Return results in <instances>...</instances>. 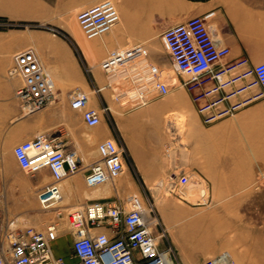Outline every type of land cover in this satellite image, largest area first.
I'll return each mask as SVG.
<instances>
[{
    "label": "crops",
    "instance_id": "1",
    "mask_svg": "<svg viewBox=\"0 0 264 264\" xmlns=\"http://www.w3.org/2000/svg\"><path fill=\"white\" fill-rule=\"evenodd\" d=\"M99 1L0 0V15L33 17L48 22L53 15L67 14ZM114 2L121 19L105 36L108 48L109 44L142 46L145 52L138 66L135 64L129 69H138L137 79L159 77L173 89L164 100L153 95L150 102L140 103L124 77L102 85L110 77L100 74L97 63L103 49L107 48L100 39L87 41L78 29L62 23L61 27L75 38L77 49L92 72L91 77L85 72L76 47L69 41L35 39L33 43L44 65L51 69L54 80L60 85L59 93L65 92L70 99L74 87H93L92 92L106 90L99 97L101 103L93 95L90 99L93 106L102 110L104 122L96 126L90 137L78 133L76 144L66 149L76 150L88 164L98 158L99 142L112 137L125 147L126 177L133 179L139 189L148 191L156 185H164L161 182L164 178L178 181L181 174L196 177L198 184L207 185V200L192 202L190 208L218 207L230 211L225 216L217 215L218 233L211 237L204 211L192 214L188 208L183 211L178 208L179 212L168 210L171 220L181 218L177 225V242L172 234L170 240L180 264H200L228 251L226 249L232 250L238 264H264V184L257 180L264 175V93L253 71L256 64L264 61V0ZM10 3L15 8L8 7ZM194 15L204 16L214 38L230 51L213 65L199 84L190 88L184 85L188 75L175 70L162 32ZM26 44L21 29L0 28V143L4 137L11 159L15 157L13 145L57 122L40 110L27 116L16 97L22 80L9 77L7 71L14 54ZM216 74H220L219 78ZM110 97L114 101L113 108ZM70 107L68 100L62 122L85 123L82 112L70 114ZM205 112L215 114V118L205 122ZM168 115L173 117L170 119ZM87 149L90 152L87 153ZM38 176L41 184L52 179L48 168ZM99 186L88 187L83 171L68 176L60 182V203L65 209H73L97 198L113 200L111 185ZM182 212L187 214L182 215ZM53 249L68 262L77 260L67 237L60 236Z\"/></svg>",
    "mask_w": 264,
    "mask_h": 264
},
{
    "label": "built area",
    "instance_id": "2",
    "mask_svg": "<svg viewBox=\"0 0 264 264\" xmlns=\"http://www.w3.org/2000/svg\"><path fill=\"white\" fill-rule=\"evenodd\" d=\"M76 18L88 39H102L121 19L114 0H100L85 7ZM162 38L175 70L188 75L184 85L190 88L199 84L202 77L212 71L213 65L230 51L228 46H222L214 38L201 15L188 17L166 28ZM138 52L143 54L145 50L142 46L109 50L102 66L107 73H112L120 59ZM253 71L264 93V61L256 64ZM137 73L132 74L133 80ZM7 74L22 80L16 89V97L26 114L55 100L58 90L54 77L34 47L17 51ZM219 75L215 76L219 78ZM135 79L134 90L142 103L153 95L169 93V84L159 77ZM70 105L82 112L87 126L95 127L102 121L101 109L90 105L87 92H73ZM205 113V122L215 118V114ZM97 149L98 158L85 164L76 150H67L63 141L41 133L17 144L14 156L20 167L29 173H37L44 168L50 170L52 179L37 191L41 207L49 209L60 206V182L68 176L85 172L88 187H96L121 176L125 170V147L109 137L99 142ZM171 180L172 184L176 183L175 178ZM189 181L188 175L181 174L177 182L186 186ZM68 217L76 261L68 262L64 256L54 252L53 244L60 235L57 223L49 224L42 231L34 226H19L15 220L7 219L0 232V264H180L173 246L165 241L167 229L161 226L153 205L148 208L136 205L128 209L121 201L97 198L73 208ZM93 229L100 230L95 233ZM200 264L238 263L231 252L223 251Z\"/></svg>",
    "mask_w": 264,
    "mask_h": 264
},
{
    "label": "rangeland",
    "instance_id": "3",
    "mask_svg": "<svg viewBox=\"0 0 264 264\" xmlns=\"http://www.w3.org/2000/svg\"><path fill=\"white\" fill-rule=\"evenodd\" d=\"M9 5L8 7H10L11 9L14 7L13 4H11L12 6ZM83 8L84 7L75 9L67 14L53 15L51 16V19L48 22L36 20L33 17H26V16L10 17L8 15H0V28L21 29L26 36L27 44L25 48L34 47L36 49L37 47L33 43L35 39H37L38 41L39 39L47 40V41H54V40L56 41L59 38H63L69 41L70 43H72V45H74V47H76L77 49V42L75 38L70 34L68 30L62 28L61 24L67 22L68 25L72 26L71 28L78 29L80 32L79 34L85 40L87 41L91 40L85 36L76 18L77 13ZM70 16L73 17V20L70 19ZM71 22H74V24ZM129 48H132L130 44L120 45V46L109 44V50H114V49L124 50ZM109 50L105 51L103 49L104 53L102 54V56H100V60H98L97 63L98 69L100 70V74L103 76L109 75L110 77V79L104 82L102 85H105L110 81L114 82L116 80H120L121 78L124 77L126 78L124 81L128 82V85L130 84V86L134 89L135 87L134 80H136L135 78L138 77L137 76L138 74L134 76V80L132 78V74L138 71V69L137 68L129 69V67H132L135 64L137 65V63H139L138 60L141 58L140 56L143 54L138 52L133 55L132 54L125 55L122 59L119 60L117 69L112 73H107L103 68L102 63L108 58ZM76 53L81 61L83 68L85 69V72L89 74V76L91 77L90 74L92 71L89 70L90 66L86 63L85 57L79 51V49H77ZM126 70H129V72H126ZM145 78H149V76L148 77L146 76ZM55 81H56V87L60 86L56 79ZM172 89L173 86L170 84V90L172 91ZM76 90H83L87 92V94L90 96V99L91 96L93 95L95 99L98 100L99 102L101 101L99 97L102 95L103 92L106 91L104 90L100 92H92L94 90L93 87L87 88L85 86L84 87L79 86V87H74L72 93L75 92ZM64 93L60 94L58 91L55 100L49 103L48 105H46L45 107H43L42 109H40L41 112L48 113L49 116L57 120V122H55L54 125L50 126V128L48 129L39 130L38 132H36V134L27 136V139L34 138L38 134L43 133L50 137H55L57 138V140L63 141L66 148L76 144L78 140L77 137L78 133L85 134L89 137L92 136L96 126L90 127L87 126L85 123L76 125L72 121H68V120L62 122V116L65 113V107L68 105V100L70 102V99H68ZM166 98H168V95L159 97V99L161 100H164ZM150 101L151 100H148L147 102ZM110 102H111V108H113L112 103H114V101L111 99V97H110ZM90 105L93 106L92 100L90 101ZM101 107H103V104H101ZM78 112L80 111L70 107V114H77ZM29 115L31 114H27V116ZM172 117L173 115H168V118L171 119ZM102 120L104 122V116H102ZM5 141L6 139L3 137V140L0 143V148H1L0 150V232H2L3 225L5 224L7 219L15 220L16 224H18L19 226H23V227L34 226L35 228L42 231H45L48 225L54 222L57 223L59 226V230H60L59 238L60 236H64L69 238L72 242L73 241L71 234L72 226L70 224L68 217V213L72 209H65L61 205V203H59L60 205L59 207H53L49 209H43L41 207L38 201L37 191L41 186L47 183V181L44 182L43 184L38 182V178H39L38 173L42 172V170L37 173H29L24 169H22L15 157L11 159L12 157L11 150L8 149L7 147L8 145ZM16 145L17 144L13 145L12 152H14V147ZM86 151L87 153L90 152L89 149H87ZM124 172L125 173H123L121 177L111 182H108V184H110L111 187L113 188L111 192L113 201H117V202L121 201L128 209H131L136 205H143L147 208L149 207V205H153L156 215L160 220L161 226L167 229V238L165 239L166 243H170L171 234L175 242H177V236H178L177 225H179L180 222L179 220L181 219V218L179 219L177 218L175 219V221L171 220L170 217L172 216V214H168L169 209L177 210L179 212L178 208H180L181 211L186 210L188 208L191 210L190 213L192 214H196V213L200 214V212L204 211L205 214L207 215V221L209 222L208 223L209 227L207 228L208 229L207 231L211 237H216L218 233L217 215L222 214L225 216L227 215V212L230 211L229 208H218V207L203 206V207L190 208L189 205H192V202H198L199 200L201 201L204 200V199H200V196H198L201 192L200 191L201 189H205L206 195L204 196V198L207 199V197H209L208 190L206 188L207 185L205 183L203 185L198 184L196 177L190 176L189 177L190 181L186 186L180 185L177 181L176 183L172 184L173 180L171 179L167 180V178H164L161 181L162 183H165L164 185H161V187L156 185L152 190L145 191L143 189H139V187L133 183V179L132 181L127 179L126 177L128 172L127 170L126 171L124 170ZM122 179H124V181ZM257 180L260 181V183L264 184V175L258 176ZM99 187H97V189ZM192 188H194V190H192ZM195 188H198V191ZM89 189H96V188H89ZM188 189L189 191H192L191 196H189L188 194L189 192ZM184 193H186V195ZM168 201L171 203L174 209L171 207V205L168 204L169 203ZM219 210L222 213H218ZM184 214L187 213L182 212V215ZM59 223L61 226L59 225ZM56 247H57L56 249L58 250L61 249L58 246ZM226 250L231 252V254L233 255L232 250L230 249H226Z\"/></svg>",
    "mask_w": 264,
    "mask_h": 264
},
{
    "label": "bare ground",
    "instance_id": "4",
    "mask_svg": "<svg viewBox=\"0 0 264 264\" xmlns=\"http://www.w3.org/2000/svg\"><path fill=\"white\" fill-rule=\"evenodd\" d=\"M106 36V35H105ZM105 36L102 38V39H100L102 42H103V44H104V46L107 48V50H109V48H108V46H107V44H106V42H105ZM97 39H99V38H97ZM90 99V98H89ZM9 157H10V154H9ZM169 178H167V180H168ZM168 183H170V182H168ZM167 183V184H168ZM105 185H106V183H105ZM162 185V184H161ZM161 185L159 184V185H157V186H159V187H161ZM108 186V185H107ZM170 186V185H169ZM158 187V188H159ZM189 189H191V188H189ZM189 189H188V191H189ZM195 189H197V191H198V188H195ZM192 190H194V188H192ZM109 191V190H108ZM201 192H200V194L198 195V196H200V199H204L203 201H201V200H199L198 202H204V201H206L207 199L206 198H204V196L206 195V192H205V189H201L200 190ZM107 192V191H106ZM185 195H186V193H184ZM188 194H189V196H191L192 195V191H189L188 192ZM187 198H188V195H187ZM59 225H60V223H59ZM61 226V225H60Z\"/></svg>",
    "mask_w": 264,
    "mask_h": 264
}]
</instances>
